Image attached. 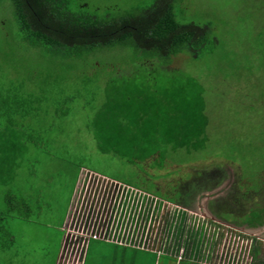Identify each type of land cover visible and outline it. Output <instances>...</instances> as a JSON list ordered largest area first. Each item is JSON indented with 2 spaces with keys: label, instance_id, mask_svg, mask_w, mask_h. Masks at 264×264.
Here are the masks:
<instances>
[{
  "label": "rangeland",
  "instance_id": "rangeland-1",
  "mask_svg": "<svg viewBox=\"0 0 264 264\" xmlns=\"http://www.w3.org/2000/svg\"><path fill=\"white\" fill-rule=\"evenodd\" d=\"M85 1L101 19L154 2ZM174 3L180 22L212 25L213 52L167 63L117 46L65 59L28 43L0 4V264H77L56 226L86 173L174 205L157 233L164 254L130 250L116 264H181V214L203 241L197 264H252L255 249L264 259V225L244 222L264 208V0ZM112 248L92 241L87 264H108Z\"/></svg>",
  "mask_w": 264,
  "mask_h": 264
},
{
  "label": "trees",
  "instance_id": "trees-1",
  "mask_svg": "<svg viewBox=\"0 0 264 264\" xmlns=\"http://www.w3.org/2000/svg\"><path fill=\"white\" fill-rule=\"evenodd\" d=\"M3 2L13 6L22 37L28 43L47 48L65 59L83 57L106 48L132 46L170 63L180 54L198 60L213 52L219 44L210 23L180 22L175 13V0H154L147 8H134L105 19L93 13L85 0H0V4ZM28 109L20 108L19 115L28 117ZM7 116L6 121L16 126L13 113L9 112ZM201 145H192L191 149H202ZM132 186L161 194L136 183ZM23 206L29 210L26 202ZM181 215L175 240L177 249L183 250L185 256H182L181 264H197L195 259L201 253L203 241L197 233L187 231L186 218ZM7 217L6 213H0V233ZM244 222L250 228L262 227L264 208L252 209ZM253 254L252 264H264L256 249Z\"/></svg>",
  "mask_w": 264,
  "mask_h": 264
},
{
  "label": "built area",
  "instance_id": "built-area-1",
  "mask_svg": "<svg viewBox=\"0 0 264 264\" xmlns=\"http://www.w3.org/2000/svg\"><path fill=\"white\" fill-rule=\"evenodd\" d=\"M174 210L172 203L141 188L86 173L77 189L62 249H67V255L77 260V264H84L91 241L153 251L162 256L164 252L158 245L161 239L157 238V233L162 217L168 213L174 215ZM159 215L152 239L155 229L151 228V223ZM182 255L183 252L180 260Z\"/></svg>",
  "mask_w": 264,
  "mask_h": 264
},
{
  "label": "crops",
  "instance_id": "crops-1",
  "mask_svg": "<svg viewBox=\"0 0 264 264\" xmlns=\"http://www.w3.org/2000/svg\"><path fill=\"white\" fill-rule=\"evenodd\" d=\"M80 177H81V174H79V179L77 180V182H76V185H74V191H73V193H72V198H71V201H70V204H69V206H68V208H67V211H66V213L64 214V216L62 217V219H61V221H60V224H59V226L57 227L56 226V229L58 230V231H65V227H66V225H67V222H68V219H69V217H70V214H71V210H72V207H73V204H72V202H73V199H74V197H75V193H76V190H77V188H78V186H79V181H80ZM28 219V218H27ZM60 231V232H61ZM65 237V236H64ZM62 242H61V251H62V246H63V241H64V238H63V240H61ZM92 243V241L90 242V244ZM105 243H107V242H105ZM90 244H89V248H88V250L90 249ZM108 244H112L113 246H114V248H112V253H109L108 254V259H109V263L108 264H116V262H117V260L120 258V259H125V257L127 258L128 257V255H129V252L128 251H130V250H137V251H144V252H148V251H145V250H140V249H136V248H132V247H126V246H121V245H118V244H114V243H108ZM87 250V251H88ZM89 252V251H88ZM88 252L86 253V258H85V262H84V264H87L88 263V256H89V254H88ZM150 252H153V251H150ZM153 253H155V252H153ZM60 255H61V252L59 253V256H58V262H59V258H60ZM165 256H168V257H170V258H173L172 256H169V255H166L165 254ZM58 264V263H57ZM171 264H174L172 261H171Z\"/></svg>",
  "mask_w": 264,
  "mask_h": 264
},
{
  "label": "flooded vegetation",
  "instance_id": "flooded-vegetation-1",
  "mask_svg": "<svg viewBox=\"0 0 264 264\" xmlns=\"http://www.w3.org/2000/svg\"><path fill=\"white\" fill-rule=\"evenodd\" d=\"M156 189H157V187H156ZM158 190V189H157ZM186 197H188L187 195H186Z\"/></svg>",
  "mask_w": 264,
  "mask_h": 264
},
{
  "label": "bare ground",
  "instance_id": "bare-ground-1",
  "mask_svg": "<svg viewBox=\"0 0 264 264\" xmlns=\"http://www.w3.org/2000/svg\"><path fill=\"white\" fill-rule=\"evenodd\" d=\"M250 230V229H249Z\"/></svg>",
  "mask_w": 264,
  "mask_h": 264
}]
</instances>
